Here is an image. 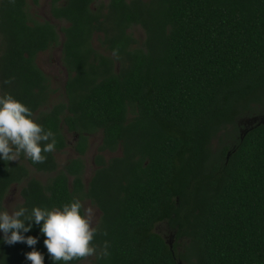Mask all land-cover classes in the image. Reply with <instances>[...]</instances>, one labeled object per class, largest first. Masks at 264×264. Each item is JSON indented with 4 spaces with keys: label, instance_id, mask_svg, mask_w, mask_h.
Returning a JSON list of instances; mask_svg holds the SVG:
<instances>
[{
    "label": "trees",
    "instance_id": "trees-1",
    "mask_svg": "<svg viewBox=\"0 0 264 264\" xmlns=\"http://www.w3.org/2000/svg\"><path fill=\"white\" fill-rule=\"evenodd\" d=\"M28 7L0 0V95L28 106L56 146L43 162L0 160V206L15 185L29 209L91 201L102 213L97 252L68 264H264V123L244 134L239 124L264 111V0H52L61 30L33 22ZM58 45L66 100L45 109L56 91L37 58ZM64 127L80 157L60 169ZM229 127L234 144L214 153ZM100 132L86 185L82 157ZM31 169L54 176L44 184ZM163 222L172 248L156 232ZM25 235L39 236L52 264L39 226ZM31 250L0 243V262L30 264Z\"/></svg>",
    "mask_w": 264,
    "mask_h": 264
},
{
    "label": "clouds",
    "instance_id": "clouds-1",
    "mask_svg": "<svg viewBox=\"0 0 264 264\" xmlns=\"http://www.w3.org/2000/svg\"><path fill=\"white\" fill-rule=\"evenodd\" d=\"M55 146L54 133L44 129L28 106L11 93L0 95V160L17 161L23 155L33 163L43 162L42 153L52 152ZM34 225L45 237L43 244L52 264H68L97 252L91 243L97 232L93 210L84 208L78 198L53 207L0 206V243H25L32 248L25 254L30 264H45L44 253L35 248L39 236L25 235ZM101 254L107 255V242Z\"/></svg>",
    "mask_w": 264,
    "mask_h": 264
},
{
    "label": "rangeland",
    "instance_id": "rangeland-1",
    "mask_svg": "<svg viewBox=\"0 0 264 264\" xmlns=\"http://www.w3.org/2000/svg\"><path fill=\"white\" fill-rule=\"evenodd\" d=\"M106 2V0H102ZM28 10L30 14V18L33 22H51L59 30H61L63 27H66V23L61 22L57 19H55L52 15V0H28ZM133 34L139 41H144L145 39V33L144 30L141 27H137L134 30H132ZM64 40V35L61 33V42ZM2 46V41L0 39V48ZM94 46L101 52L104 53V49L102 48L100 41L98 37H96L94 41ZM37 64L38 66L43 70V72L47 75V77L50 80L52 89L56 91L55 94L52 95L51 103L47 106L45 109H50L53 104H56L58 102H62L66 100L65 95V84L69 77L68 71L64 66L63 62V47L62 45H58L53 47L52 49L41 53L37 58ZM262 115L254 117H245L239 121L241 132L244 134L248 131L249 128L252 127L254 123L264 121V111L261 113ZM65 135L67 137V140L69 141V147L65 149L63 152H57L56 158L58 161V165L60 169H64V166L67 165L71 160L77 159L80 157L78 152L76 151V143L78 137L69 133L66 127L63 128ZM234 128L229 127L225 131H223L216 139H214L212 143V151L214 153L218 152L221 148L224 146H232L234 144L235 136L233 132ZM103 139V133H97L94 136H91L89 141V148L85 156L82 157V159L85 162V173H84V182L86 185L91 180L92 176L94 175L95 170L97 169V166L95 164V158L99 154V147L102 144ZM104 157L106 160L112 159L114 157H118L122 155L121 150H119L116 153L111 152H105ZM32 171V177L40 180L42 183L46 184L48 183L49 179L53 177L54 175H48L43 173H38L31 169ZM21 185H15L10 190L6 200H5V206H15L19 204H23V198L21 195ZM83 206L84 208H91L93 210V226L97 228V226L100 223L102 213L101 211L92 204L89 200H83ZM156 232L161 234L167 242L174 247L177 245L176 241V235L173 230L170 229L168 226V223L163 222L157 225ZM179 243H182L184 246V241H180ZM182 247V246H181ZM179 248L178 250H183L182 248ZM92 257H89L87 260L83 262V264H87L91 261ZM182 264V262H180Z\"/></svg>",
    "mask_w": 264,
    "mask_h": 264
},
{
    "label": "water",
    "instance_id": "water-1",
    "mask_svg": "<svg viewBox=\"0 0 264 264\" xmlns=\"http://www.w3.org/2000/svg\"><path fill=\"white\" fill-rule=\"evenodd\" d=\"M263 123H264V121H263ZM171 246V248H172V245H170Z\"/></svg>",
    "mask_w": 264,
    "mask_h": 264
}]
</instances>
